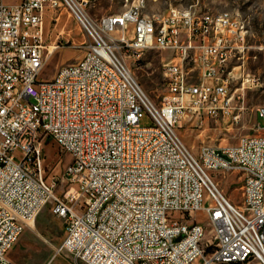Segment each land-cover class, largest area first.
<instances>
[{
    "label": "built area",
    "instance_id": "1",
    "mask_svg": "<svg viewBox=\"0 0 264 264\" xmlns=\"http://www.w3.org/2000/svg\"><path fill=\"white\" fill-rule=\"evenodd\" d=\"M91 2L0 1V264H16L8 252L49 202L66 222L60 249L86 264H264V135L194 153L178 133L188 116L239 117L227 68L246 22L191 6L151 16L142 0L93 20ZM61 4L93 42L45 79L44 12ZM154 49L172 54L160 104L125 59ZM46 138L72 156L64 194L44 175ZM230 169L243 173L241 205L211 173Z\"/></svg>",
    "mask_w": 264,
    "mask_h": 264
},
{
    "label": "rangeland",
    "instance_id": "2",
    "mask_svg": "<svg viewBox=\"0 0 264 264\" xmlns=\"http://www.w3.org/2000/svg\"><path fill=\"white\" fill-rule=\"evenodd\" d=\"M1 1V0H0ZM13 4L19 0H2ZM125 0H92L88 14L93 20L105 14L124 10ZM147 13L164 12L170 6H191L195 11L213 14L229 12L239 15L248 28L243 57L235 58L228 64L231 70V92L234 97L235 114L238 118L185 117L178 127V133L194 153L202 145L218 148L236 144L245 135L263 134L264 119L258 109L264 106V0H144ZM233 15V14H232ZM57 18V19H56ZM44 32L46 43V62L41 77L52 78L62 64L76 62L93 42L92 36L77 20L75 15L61 4L44 12ZM53 46L54 49H53ZM53 49V51H51ZM171 53L162 50H149L139 59L126 56V62L145 92L156 104H160L166 93L163 76V63ZM141 123L150 124V116L141 114ZM44 175L54 184L57 194H64L72 185L66 172L72 160L69 152L58 143L46 138L44 146ZM212 176L231 200L243 203L242 178L239 170H215ZM207 226L205 239L212 236L211 225L205 216L195 214ZM65 218L58 215L54 203H47L36 216L34 222L26 224L24 231L8 256L16 264H86L67 251L60 249L65 233ZM249 264H260L252 261Z\"/></svg>",
    "mask_w": 264,
    "mask_h": 264
},
{
    "label": "bare ground",
    "instance_id": "3",
    "mask_svg": "<svg viewBox=\"0 0 264 264\" xmlns=\"http://www.w3.org/2000/svg\"><path fill=\"white\" fill-rule=\"evenodd\" d=\"M145 7V1L142 0V13H145V14H148V15H151V16H158V15H162L163 12H152V13H147L145 12L143 9ZM175 9L177 12H186V7L185 6H178V5H175ZM214 16H218V17H225V22H232L233 21V15L232 14H229V12H223V13H218V14H213ZM55 46H53V49H54ZM53 49H51V51H53ZM29 222H34V219L33 220H29Z\"/></svg>",
    "mask_w": 264,
    "mask_h": 264
}]
</instances>
